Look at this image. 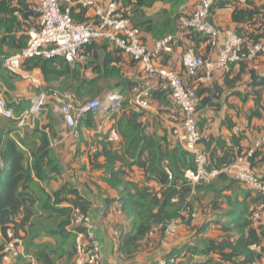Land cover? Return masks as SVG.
Masks as SVG:
<instances>
[{"label":"trees","instance_id":"16d2710c","mask_svg":"<svg viewBox=\"0 0 264 264\" xmlns=\"http://www.w3.org/2000/svg\"><path fill=\"white\" fill-rule=\"evenodd\" d=\"M156 1L125 0L132 9V24L141 33L150 30L153 21L149 17L144 19L143 8ZM34 3L32 0H0V79L7 85L17 76L5 67V59L26 47L30 37L29 29L38 26L39 14L33 11ZM218 7L232 9L235 29L247 43H264L262 1L247 0L243 4L219 1L212 8V19ZM73 8L72 14L77 21L83 22L89 18L85 15V9L80 7L78 15H75ZM180 31L195 45L193 51L206 58L212 46L209 39L197 32L181 29V26ZM142 38L144 40L143 35ZM180 42H175L173 51ZM170 54L162 58L164 67H168L165 61ZM80 56L85 58L73 63L63 57H35L27 59L23 66L27 69L40 68L47 81L59 91L75 94L82 101L97 98L107 88L123 96L120 115L113 114L116 122L108 132L111 129L118 131L119 147H114L110 141H104L102 148L92 158L94 167L105 169L108 183L120 189L122 209L131 218V230L121 233L119 253L128 260L133 259L151 231L157 228L165 235L167 224L174 219H181L183 224L190 225L195 205L214 193V209L221 211L220 218H224V221L216 222L220 225L221 234L203 236L199 243L186 244L174 250L163 259L164 264H251L254 261L264 264V221L254 215L264 208L262 195L256 192L253 203H249V198H253V191L242 188L239 181L226 174L215 179L229 180V186L240 188L243 201L233 200L223 191L214 190L212 181L215 179L205 185L203 190L200 185L193 184L186 177L187 170L196 167L193 156L181 143L170 147L166 137L149 133L144 112L133 109L130 105L131 95L142 84L126 77L124 68L127 65L134 66L136 61L126 58L123 50L107 40L85 45ZM245 63L246 61L235 63L230 71L223 74L227 86H232L241 79V74L246 71ZM236 65L240 72L230 80L229 76ZM183 69L181 74L186 85L194 89L199 99L197 111L207 106L218 108L223 95L222 87L218 84L206 86L200 81L203 72L197 76H188L184 66ZM249 74L248 86L255 99L248 117L263 118L264 76L255 69H250ZM152 98L159 99L165 106L174 105L168 89H154ZM176 108L179 110L177 106ZM94 115L89 113L81 117L78 124L94 126ZM198 121L200 125L199 116ZM26 139L29 144L23 139L20 141L22 146L9 134H0V264H3L4 243L10 239V229L15 237L23 240L26 252L34 253L33 256L41 264L73 262L77 254V229L72 227V213L74 208H79L83 214L88 215L91 202L69 183L52 193L47 192L40 182L54 180L62 173L54 155L51 138L45 128L37 127L26 133ZM244 139L242 133L234 134L230 143L221 136L211 135L208 139L202 135L201 143L209 156L208 168L222 169L233 163L245 150L242 146ZM213 143L217 144L215 149H211ZM259 155L260 152L256 150L250 159L253 166ZM100 157L105 159L102 164L98 161ZM135 167L143 170L142 180L133 179ZM223 202H226V208ZM251 205L256 206L253 208ZM35 216L39 218L27 229ZM202 229L203 232L206 231L205 227ZM44 230L46 235L56 239L57 245L35 242ZM254 245L259 246L260 250L254 249Z\"/></svg>","mask_w":264,"mask_h":264},{"label":"crops","instance_id":"0c3cea01","mask_svg":"<svg viewBox=\"0 0 264 264\" xmlns=\"http://www.w3.org/2000/svg\"><path fill=\"white\" fill-rule=\"evenodd\" d=\"M32 1L37 2L38 0ZM96 1L106 4L109 0ZM199 3L200 0H157L151 6L143 8L144 19L149 17L153 20L150 30L142 31L141 33L149 48L154 46L155 41L168 34H178V40L181 42L167 56L168 59L165 61V64L180 73L184 71L183 55L188 50L195 49V45L180 31V25L186 17L193 13ZM71 6L72 8L74 7L73 11L75 15H78L81 6L74 2L71 3ZM92 14L93 9H85L87 17L92 16ZM213 21L221 30L235 29L232 19V9L230 7L216 8ZM222 44L223 36L217 47L211 46L209 48L207 57L216 58ZM125 56L126 58H131L126 53ZM84 58L80 56L78 60ZM245 64L247 65L246 71L241 74V79L233 83L232 86L225 84V77L223 76L225 72L219 69L214 71L211 79H207L205 73L200 75V81L206 86L218 84V86L222 87L223 95L220 102H218V108L209 106L201 108L199 109L198 116L200 129L204 137L209 139L211 135L215 137L221 136L230 143L231 137L234 134L238 135L242 133L245 136L242 146L248 151L256 145L257 141H261L264 136V116L263 118L255 117L253 119H249L248 117L251 109L254 107L255 99L251 88L248 86L250 81L249 70L255 69L257 73L264 76V57H258L255 61H247ZM124 69L126 77L138 83H143L144 73L137 62L134 66H125ZM239 70L238 65L232 69V73L229 76L230 80L239 74ZM13 73L17 77L14 80H10V84L8 85H11V88L0 79V92L5 97L7 106L19 113L31 108L42 95H44V102L40 112L32 117L31 124L23 128H18L13 119L0 116V134H9L23 146L19 139V132L22 135V140L24 139L29 144V141L26 139V133H30L37 127L40 129L45 128V131L51 138L54 155L62 168V173L56 179L40 182V184L47 192L52 193L61 188L63 184L69 183V185L77 188L84 197L90 200L91 205L88 210V216L91 219V227L89 231L100 244L102 264H158L167 255L186 244L199 243L203 236L212 237L221 234L220 225L216 222L224 218H220L221 211L214 209L215 203H213V200H215L216 195L212 193L195 205L199 214L192 220L190 225H180L174 236L164 235L159 230L155 231L142 242L140 251L133 259H126L119 253L120 237L121 233L131 230V218L122 209L120 189H116L108 183L104 168H96L92 164L95 152L102 148L104 141L109 142L107 138L108 132L116 122V119L113 118L114 113L111 114V112L103 110L94 115V126L78 124L75 128L71 129L63 121L61 110L63 102L61 96L64 93L53 86L51 82L47 81L40 68L27 69L22 66L18 71ZM107 91L110 90L108 88L105 89L97 97H104ZM149 103V108L140 107L137 103L135 91L131 95L130 105L133 109L144 112V120L149 133L166 137L170 147H173L178 142L181 143L176 132L181 125V113L176 108V105L165 106L159 99L152 97ZM120 112L115 113L119 114ZM231 124L234 126L229 127ZM110 143L114 147H119L120 140L116 143L110 141ZM216 146L217 144L213 143L211 149H215ZM245 150L243 153L246 152ZM256 150L260 152V155L255 158V166L252 164L251 166L255 171L264 173V144ZM98 161L102 164L105 162V159L100 157ZM0 167H2L1 157ZM134 169L132 173L133 179L137 181L142 180L144 178L143 170L137 167ZM212 182H214V190L223 191L224 194L232 197L233 200L239 199L243 201L240 188L233 185L229 186V180L215 179ZM239 184L242 188L253 191V198L252 196L249 198V203H253L254 196L257 193L251 187L241 182ZM154 185L157 184L154 183ZM203 189L201 188V190ZM219 201L222 202V199ZM223 204L226 208V202H223ZM251 206L254 208L256 205ZM37 218L39 216L32 218L27 229L30 228L32 223L37 221ZM202 227H205L206 231L204 230L203 232ZM45 232L46 230L41 231L39 238L35 242H46L57 245L56 239L46 235ZM256 247L257 250H260L259 246L256 245ZM23 252L24 254L31 255L32 259H28L23 255L14 261V264H41L33 256L34 253L26 252L24 246ZM62 262L58 264H75L74 260L69 263Z\"/></svg>","mask_w":264,"mask_h":264},{"label":"built area","instance_id":"2783aa9c","mask_svg":"<svg viewBox=\"0 0 264 264\" xmlns=\"http://www.w3.org/2000/svg\"><path fill=\"white\" fill-rule=\"evenodd\" d=\"M219 1L222 0H200L193 13L181 22V29H188L206 36L212 47H217L223 36V44L214 59L205 58L193 50L183 55L182 62L188 76H197L203 72L207 79H211L216 69L228 72L235 63L255 61L258 57H264L263 42L247 43L235 29L221 30L215 24L211 18L212 8ZM224 1L241 4L247 2V0ZM260 1L264 3V0ZM72 2L83 9H93L92 16L83 22L77 21L72 14ZM33 11L39 14L38 26H32L29 29L28 45L5 59V67L9 71H18L27 59L35 57H63L73 63L80 58L81 50L85 45L98 40L110 41L116 48L123 50L133 58L144 73L142 85L134 90L140 107H150L149 100L152 97V91L156 88L168 89L171 92L172 101L181 113V125L176 131L177 135L182 146L193 156L196 166L195 169L187 170L186 177L193 184L201 185L221 174H226L260 193L264 201V173L255 171L250 160L256 149L264 144V136L253 148L237 157L233 163L222 169L210 170L208 168L209 156L201 143L197 94L193 88L186 85L179 71L164 67L162 63L164 55L173 52V46L178 40L177 33L166 35L155 41L154 46L149 48L139 29L132 24V9L125 3V0H109L106 4L96 0H38L33 5ZM61 100L63 102L61 110L65 121L69 127L75 128L80 118L89 113L96 114L106 110L113 114L121 111L123 96L117 91L110 90L104 97L89 101L79 100L72 93L62 94ZM43 102L44 95L31 108L18 113L7 106L5 97L0 92V116L13 119L18 128H23L31 124L32 117L40 112ZM19 137L21 141L20 132ZM108 139L116 143L120 140V134L112 129L108 134ZM72 214V227L77 229V254L74 263L102 264L100 244L89 231L91 219L79 208H74ZM198 214L199 212L194 209L191 213L193 220ZM254 215L263 222L264 208ZM182 224L181 219L172 220L167 224L165 234L174 236ZM157 230V228L154 229L149 235ZM8 235L10 239L5 241L3 248V264H14V261L23 255L32 259L31 255L23 252V240L15 237L11 229ZM253 248L256 249V245ZM164 263V260L160 261V264ZM251 264L257 263L254 261Z\"/></svg>","mask_w":264,"mask_h":264},{"label":"rangeland","instance_id":"374dc122","mask_svg":"<svg viewBox=\"0 0 264 264\" xmlns=\"http://www.w3.org/2000/svg\"><path fill=\"white\" fill-rule=\"evenodd\" d=\"M144 37V36H143ZM45 102H46V98H45ZM208 183H211V181H209V182H204V183H202L200 186H201V188H203L205 185H207ZM263 220H264V218H262ZM27 255V254H26Z\"/></svg>","mask_w":264,"mask_h":264},{"label":"water","instance_id":"95a60500","mask_svg":"<svg viewBox=\"0 0 264 264\" xmlns=\"http://www.w3.org/2000/svg\"><path fill=\"white\" fill-rule=\"evenodd\" d=\"M62 114H63V112H62ZM63 121L65 122L66 126L69 127V126L67 125L66 121H65L64 114H63ZM70 128H71V127H70ZM71 129H73V128H71Z\"/></svg>","mask_w":264,"mask_h":264},{"label":"clouds","instance_id":"9594fccd","mask_svg":"<svg viewBox=\"0 0 264 264\" xmlns=\"http://www.w3.org/2000/svg\"><path fill=\"white\" fill-rule=\"evenodd\" d=\"M141 33V32H140ZM142 35V34H141ZM122 103H123V101H122ZM120 112V111H119Z\"/></svg>","mask_w":264,"mask_h":264}]
</instances>
